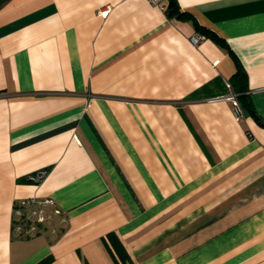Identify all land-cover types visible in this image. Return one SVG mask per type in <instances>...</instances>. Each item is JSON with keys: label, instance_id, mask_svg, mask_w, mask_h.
Segmentation results:
<instances>
[{"label": "crops", "instance_id": "crops-1", "mask_svg": "<svg viewBox=\"0 0 264 264\" xmlns=\"http://www.w3.org/2000/svg\"><path fill=\"white\" fill-rule=\"evenodd\" d=\"M174 1L0 0V264H264V0Z\"/></svg>", "mask_w": 264, "mask_h": 264}, {"label": "trees", "instance_id": "trees-1", "mask_svg": "<svg viewBox=\"0 0 264 264\" xmlns=\"http://www.w3.org/2000/svg\"><path fill=\"white\" fill-rule=\"evenodd\" d=\"M165 11L167 14L171 15L173 13L176 14V16H184L188 15L186 12H183L179 9L177 3L174 0H169L168 4L165 8ZM205 37V33L208 32V30L203 26H198L197 28ZM237 68L234 74L230 78V84L233 88V91L236 95L237 101L239 105L246 111V112H253V107L251 105L250 99L247 94V74L244 70V68L241 66L239 61L236 62ZM46 172V170H45ZM33 174V173H32ZM27 180L32 181L29 178V175L26 177ZM13 208L16 210L19 208V203H15ZM16 221H14V224ZM14 226V225H13ZM29 226V225H27ZM15 227V226H14ZM21 235V234H19ZM103 243L111 256L113 257L116 264H120L118 260L121 262V264H130L131 259L129 257V254L125 250L122 242L118 238V236L114 232H109L104 238ZM53 260L52 255H47L34 264H49Z\"/></svg>", "mask_w": 264, "mask_h": 264}, {"label": "built area", "instance_id": "built-area-1", "mask_svg": "<svg viewBox=\"0 0 264 264\" xmlns=\"http://www.w3.org/2000/svg\"><path fill=\"white\" fill-rule=\"evenodd\" d=\"M150 4L154 5V6H157L161 9H164L166 8V5L164 3V0H147ZM108 10H105V11H102L101 13L103 14H106ZM205 38V36L201 33H195V34H192L190 37H189V41L193 44V45H197L199 44L203 39ZM227 99H229L232 103V107H233V113H234V116L237 118V119H241L246 111L239 105L238 101H237V98H236V95L235 93H230L226 96ZM45 170H40L36 173H33V174H30L29 175V178L31 180H34V181H39L43 178V176L45 175ZM54 204V201L52 198L50 197H44V198H38V197H35V196H32V197H29L27 199H23L21 202H19V205H24V206H28V207H31L32 210L30 211L32 214H36L37 217H36V221H39L41 222L44 218V210H45V207L48 206V205H53ZM18 213V210L16 209L15 210V215ZM29 217V216H28ZM29 220V219H27ZM29 225V226H27ZM31 227L30 223H15V230L17 231V233H20V234H28V230L29 228Z\"/></svg>", "mask_w": 264, "mask_h": 264}, {"label": "rangeland", "instance_id": "rangeland-1", "mask_svg": "<svg viewBox=\"0 0 264 264\" xmlns=\"http://www.w3.org/2000/svg\"><path fill=\"white\" fill-rule=\"evenodd\" d=\"M17 210L18 213L15 215V221L17 223H30L31 227L29 228L28 232H35L37 230V227L35 225L37 215L30 212L32 208L24 205H19V208H17ZM44 212V218L41 223L45 224L46 230L52 232L53 234H57L61 229V225H63V221L61 222L57 217L51 216L50 213H47L45 210ZM15 232L17 231L15 230Z\"/></svg>", "mask_w": 264, "mask_h": 264}]
</instances>
